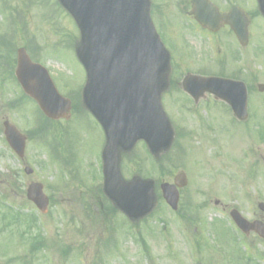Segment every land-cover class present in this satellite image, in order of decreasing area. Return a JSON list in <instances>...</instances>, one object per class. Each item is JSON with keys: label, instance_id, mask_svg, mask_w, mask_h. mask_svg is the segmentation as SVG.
Returning a JSON list of instances; mask_svg holds the SVG:
<instances>
[{"label": "rangeland", "instance_id": "rangeland-1", "mask_svg": "<svg viewBox=\"0 0 264 264\" xmlns=\"http://www.w3.org/2000/svg\"><path fill=\"white\" fill-rule=\"evenodd\" d=\"M242 1L246 11L250 7L245 3L254 5L251 8L257 16H249L251 40L247 49L241 52L238 45V80L245 82L252 92L249 109L253 120L249 125L237 124L225 112L220 122L216 114L208 119L207 114L214 111L213 104L208 102L201 113L198 109L202 119H208L201 122L183 116L172 102L166 108L179 121L176 133L190 134L189 138L177 142V148L186 149L187 156H176L174 151L164 154L168 155L165 172H160L152 165L144 144H139L131 154L132 159L122 162L126 180L140 175L154 181L173 182L181 172L189 180L180 209L186 211V206L191 204L197 220L187 222L159 201L155 211L158 215L138 225L140 237L146 240L149 258L138 243L139 236L127 225L119 224L125 223L122 216L113 219L109 226L125 234L123 239L118 238L119 246L108 238L100 243L109 220L102 217L101 199L96 195L97 185L102 184L101 166L98 171L105 143L98 123L86 112L79 116L72 113L69 121L49 125L47 148L33 137L27 143L22 161L7 145L3 123L9 120L25 134H36L38 125L33 116L39 114L29 101L26 113L12 109L9 103L19 90L12 86L8 72L0 76V264H264V241L250 236L245 239L246 243L238 233V244L234 243L236 234L229 217L232 209H238L248 220L255 214L264 219V213L258 209V204H264V94L257 91L259 84L264 85V18L257 14L255 0H238V4ZM11 30L16 49L10 53L11 57L16 58L17 49L28 47L35 59L50 71L60 93L73 95L76 100L73 105H79L77 95L86 82V73L76 52L79 32L57 1L0 0V39L4 36L9 39ZM203 66L208 71L215 67L210 63ZM18 104L22 109L21 103ZM50 151L56 153L55 158ZM168 158H174L175 167L167 165ZM25 164L35 170L32 176L25 175ZM33 182L42 183L46 195L52 198L47 216L41 215L26 199L25 191ZM8 211L23 218H34V227L30 229L22 224L24 219L11 225V220L4 218ZM215 224L224 242L216 241L219 245L214 251L200 254L196 248L190 249L182 243L183 229L193 238L204 230L215 231ZM164 227L168 230L162 233ZM45 239V250H32L33 244L36 246ZM66 250L71 257L65 256Z\"/></svg>", "mask_w": 264, "mask_h": 264}, {"label": "water", "instance_id": "water-1", "mask_svg": "<svg viewBox=\"0 0 264 264\" xmlns=\"http://www.w3.org/2000/svg\"><path fill=\"white\" fill-rule=\"evenodd\" d=\"M60 1L73 14L82 33L78 57L88 72L85 104L107 134L105 192L130 218H142L154 207L153 183L122 181L118 147L129 151L139 140H145L155 152L169 146L172 138L158 98V78L167 69L169 60L149 20L148 0ZM259 2L264 14V0ZM245 29L246 26L238 31L243 45L247 44ZM17 76L25 92L48 117L70 118V101L59 95L47 71L32 64L25 50L19 51ZM259 88L264 92V86ZM236 95L235 99H225L238 118L245 120L247 95L243 84L238 83ZM6 137L11 147L23 156L25 138L9 124H6ZM176 184L184 186L186 176H178ZM162 189L167 203L176 210L179 201L176 187L164 185ZM28 199L42 213L47 212L49 201L42 185H31ZM260 208L264 211L263 205ZM231 216L241 230H255L264 237V224H249L236 211Z\"/></svg>", "mask_w": 264, "mask_h": 264}, {"label": "flooded vegetation", "instance_id": "flooded-vegetation-1", "mask_svg": "<svg viewBox=\"0 0 264 264\" xmlns=\"http://www.w3.org/2000/svg\"><path fill=\"white\" fill-rule=\"evenodd\" d=\"M210 1L218 9L220 17L218 18L217 11L206 12L205 16L209 17L206 26L201 25L192 15V0H154L153 3V18L157 31L162 41L169 46L174 62L169 91L173 94L170 97L180 95L186 98V104L193 100L183 92L179 76L191 71L193 74L204 76L195 72L194 67L205 63L204 58L207 54L221 57L222 68L219 74L214 76L238 80V0ZM202 99L221 104L212 95H205ZM183 108L180 106V109ZM254 219L257 220L256 214ZM236 234L238 244V229ZM186 235L193 246L202 248L207 246L204 234H197V237L193 238L189 234ZM250 236L257 235L251 233L246 237ZM214 240L220 242L221 238L216 234Z\"/></svg>", "mask_w": 264, "mask_h": 264}]
</instances>
